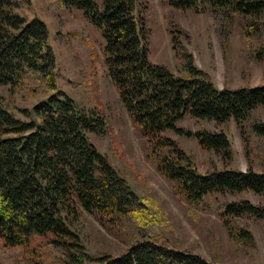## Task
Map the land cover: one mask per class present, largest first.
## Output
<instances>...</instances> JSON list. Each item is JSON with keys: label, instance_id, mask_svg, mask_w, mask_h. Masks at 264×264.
I'll return each mask as SVG.
<instances>
[{"label": "trees", "instance_id": "16d2710c", "mask_svg": "<svg viewBox=\"0 0 264 264\" xmlns=\"http://www.w3.org/2000/svg\"><path fill=\"white\" fill-rule=\"evenodd\" d=\"M148 0H59L66 9H79L103 38L104 63L133 125L146 138L148 156L158 172L188 204H199L207 194L246 190L264 198V83L218 88L210 75L196 66L185 45L190 34L168 18L175 75L149 56ZM29 0H0V86L9 97L19 93L37 101L23 109L22 120L0 97V246L21 247L36 264H215L199 254L167 246L156 236L136 233L127 249L116 256H92L84 250L78 228L83 213L92 215L109 231L131 219L143 227L150 208L160 213L150 195L138 196L107 157L90 142L110 131L98 107H80L58 89L56 57L48 41V27L37 16L18 9ZM181 10L203 13L209 7L219 37L225 68L234 27L258 40L253 60L264 58V0H167ZM12 100V98H11ZM189 114L210 119L218 130L191 131L176 122ZM233 120L243 142L245 170L228 168L234 158L228 136ZM196 138L199 147L219 155L222 168L200 173L193 157L166 130ZM167 148V153L160 150ZM259 163L262 171L253 169ZM219 216L228 239L254 243L252 232L231 222L236 217L264 221V206L248 199L221 202ZM131 225V224H130Z\"/></svg>", "mask_w": 264, "mask_h": 264}, {"label": "rangeland", "instance_id": "374dc122", "mask_svg": "<svg viewBox=\"0 0 264 264\" xmlns=\"http://www.w3.org/2000/svg\"><path fill=\"white\" fill-rule=\"evenodd\" d=\"M18 12L27 18L37 16L45 21L49 32L48 41L56 57L58 89L80 107H98L107 117L110 126L108 135L100 137L89 132L87 136L90 142L107 157L138 196H152L159 209V221L158 212L154 213L156 210L150 208L151 214L147 215L143 227L135 226L128 219L124 221L123 227L112 231L104 228L92 215L83 213L78 232L84 250L92 256H116L127 249L128 243L138 232L159 237L167 246L199 254L215 264H264V221L245 216L233 218L231 222L234 226L247 228L254 236L252 245L240 241L235 244L228 239L218 211L221 202L243 198L264 206V198L250 190L224 195L211 193L194 205L185 203L175 193L173 182L158 172L148 156L151 149L146 138L133 125L117 88L107 73L103 38L99 30L87 21L82 11L66 9L59 4V0H29ZM145 15L152 62L166 65L175 75L185 74L176 68L167 20L172 18L189 32V38L183 40L185 45L192 53L196 66L207 72L218 88L264 83V58L253 60L250 56L258 40L244 38L237 26L234 27L231 38L229 65L225 68L209 7L203 13H196L173 8L168 5L167 0H148ZM0 97L15 116L29 120L22 110H30L45 96L38 94L31 98L16 92L9 97V86L1 85ZM258 113L261 117L263 109L259 108ZM176 126L191 131L201 127L219 129L213 120L197 119L189 114L178 120ZM228 127L234 158L227 167L243 170L247 165L243 142L233 120H230ZM163 134L174 139L193 157L200 173L210 171L213 167L222 168L219 155L211 150L201 149L196 138L180 135L169 129ZM167 152V148L160 150V153ZM258 165L260 164L255 163V171H259ZM0 264L36 263L28 259L19 246H0Z\"/></svg>", "mask_w": 264, "mask_h": 264}, {"label": "crops", "instance_id": "0c3cea01", "mask_svg": "<svg viewBox=\"0 0 264 264\" xmlns=\"http://www.w3.org/2000/svg\"><path fill=\"white\" fill-rule=\"evenodd\" d=\"M252 86V85H251ZM261 117H262V119L264 120V110H263V113H261ZM255 165V164H254ZM247 168V165H246V167H243V170H245ZM255 168V166H253V169ZM258 168L259 169H257V170H259L258 172H261L263 169H262V167L260 166V165H258ZM242 170V169H241Z\"/></svg>", "mask_w": 264, "mask_h": 264}]
</instances>
